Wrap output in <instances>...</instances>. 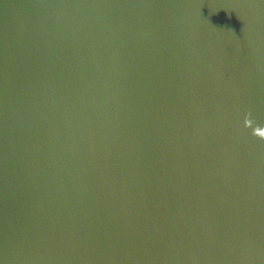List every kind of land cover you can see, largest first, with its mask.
Instances as JSON below:
<instances>
[{"label":"water","instance_id":"95a60500","mask_svg":"<svg viewBox=\"0 0 264 264\" xmlns=\"http://www.w3.org/2000/svg\"><path fill=\"white\" fill-rule=\"evenodd\" d=\"M0 264H264V0H0Z\"/></svg>","mask_w":264,"mask_h":264}]
</instances>
